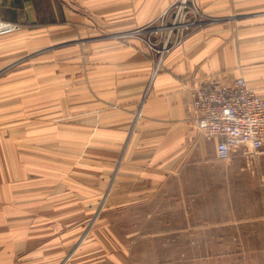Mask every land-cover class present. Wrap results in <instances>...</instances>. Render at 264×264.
Wrapping results in <instances>:
<instances>
[{
    "label": "crops",
    "instance_id": "0c3cea01",
    "mask_svg": "<svg viewBox=\"0 0 264 264\" xmlns=\"http://www.w3.org/2000/svg\"><path fill=\"white\" fill-rule=\"evenodd\" d=\"M178 1L0 0V21L21 26L0 36V145L8 144L0 163L33 148L48 158L51 147L57 158L84 152L91 166L57 170L49 184L25 189V214L10 216L19 227L10 228L8 243L0 234V264H160L159 250L146 258L139 248L146 240L139 232L134 246L113 243L96 209L161 201L172 245L202 240L207 250L215 240L216 264H264V149L221 162L217 141L203 136L189 111L192 90L210 80L242 78L264 98V0H194L204 20L156 71L157 57L136 33L171 24ZM84 32L95 54L87 72L70 76L64 61L80 57L59 49L66 41L78 46L72 38ZM127 33L136 39H117ZM196 245L169 255H192Z\"/></svg>",
    "mask_w": 264,
    "mask_h": 264
},
{
    "label": "rangeland",
    "instance_id": "374dc122",
    "mask_svg": "<svg viewBox=\"0 0 264 264\" xmlns=\"http://www.w3.org/2000/svg\"><path fill=\"white\" fill-rule=\"evenodd\" d=\"M18 25V24H16ZM21 29V26L18 25ZM19 29V30H20ZM18 31V30H17ZM73 33H70L72 35ZM128 36L121 35L117 37V39H136L133 33H127ZM100 35V34H98ZM77 39L78 46L72 48L73 41H66L62 43L64 47L62 52H65V55H76L79 56V59H66L64 61L65 71L66 73H70L75 70L81 69V73L87 72L89 65V55L94 56L95 50H91L90 44L93 43L94 38L88 34V32H84L81 35H75L74 38ZM116 39V37H115ZM76 44V45H77ZM162 45V44H161ZM50 57L56 55V53H52L53 50L50 48ZM146 51L152 56L159 58L158 54L150 52L147 47H145ZM56 48H54V52ZM102 51V49H98L97 52ZM60 51V53H62ZM91 53V54H90ZM83 78V76H82ZM85 82H87L85 80ZM84 83V82H83ZM86 84V83H84ZM55 87V82H50V87ZM67 86V83H66ZM36 90L34 89V92ZM51 92V90H50ZM53 129L50 128V134ZM24 129H19L16 135L24 136ZM35 133V131H34ZM83 138V135H82ZM51 145V144H50ZM7 147L8 144H1L0 147V155H6L4 153V147ZM88 143L86 145L82 144L80 148V154L85 149H87ZM33 147H40L38 144H33ZM50 147V146H49ZM18 151V150H17ZM21 151V150H19ZM25 151V149H22ZM33 155H22L21 152H17V155H12V158H2L0 163V234H1V242L8 243V233L10 228H17L19 224L10 223V216H21L25 214V207L23 206V202L25 201V189H30V186H37L40 184H49L56 177L57 170H63L64 173L72 168H84L87 169L90 166L89 161H87V156L83 152L81 158H74L72 155H68L65 152L64 158H57L55 150L53 148H49V157L41 158L37 149L33 148ZM263 152L260 154L262 155ZM79 156V155H78ZM223 162V161H221ZM228 164L227 162H224ZM61 178V177H60ZM84 177L81 179L83 180ZM212 186V185H210ZM164 194V193H163ZM30 199V191L28 193ZM167 195V193H166ZM200 195V193H198ZM163 198V195H160ZM208 196L210 200L216 199V191L214 190L208 192ZM167 198V196L165 197ZM197 199H200L198 197ZM17 202L18 204H15ZM160 206H144L139 208L134 207H105L100 205L96 209V216L98 219L97 223L101 222L104 217L107 219V222L104 224L105 229L102 230L105 233H112L114 237L118 238V240H112L113 243H119L120 246L126 244L128 246H134L135 234L139 232L142 236L146 237V240L141 241L139 248L144 249L145 257L149 258V249L153 248L157 251L159 250V258L160 264H216L217 259V248L215 240L207 241V250L206 248H201L202 240H188V241H179L176 240V246L170 243V240L167 238L168 234V224L165 222L167 219V215L169 212V206L167 201L163 203L161 201ZM166 203V204H165ZM16 205V206H15ZM73 210V209H72ZM95 210V209H93ZM83 211V210H82ZM48 214H55L54 211H47ZM71 212L70 209L65 210V214H69ZM92 213V212H91ZM99 227V226H98ZM157 237L156 239H149V235H154ZM196 242L197 252H192V255L188 256H177L173 257L169 255V250L171 248H175L178 251L183 249L184 247H190L193 243ZM206 242L204 241V244ZM211 244V245H210ZM187 245V246H186ZM209 245V246H208ZM137 247V246H136ZM195 247V246H194Z\"/></svg>",
    "mask_w": 264,
    "mask_h": 264
},
{
    "label": "built area",
    "instance_id": "2783aa9c",
    "mask_svg": "<svg viewBox=\"0 0 264 264\" xmlns=\"http://www.w3.org/2000/svg\"><path fill=\"white\" fill-rule=\"evenodd\" d=\"M171 24L145 32L137 31L150 52L158 54L156 71L166 55L182 44L186 32L204 20L194 0H179ZM165 19V18H164ZM19 26L0 21V36L19 30ZM162 37L163 44L154 37ZM191 119L206 138L215 139L217 159L231 162L237 155L259 156L264 149V98L248 87L242 78L220 84L210 80L192 90Z\"/></svg>",
    "mask_w": 264,
    "mask_h": 264
}]
</instances>
